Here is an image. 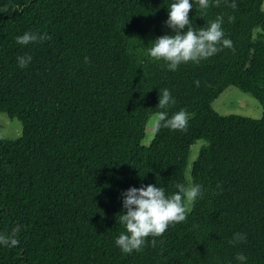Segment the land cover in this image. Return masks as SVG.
<instances>
[{
  "label": "trees",
  "instance_id": "1",
  "mask_svg": "<svg viewBox=\"0 0 264 264\" xmlns=\"http://www.w3.org/2000/svg\"><path fill=\"white\" fill-rule=\"evenodd\" d=\"M263 1L235 0L232 9L210 0L200 10L189 0L194 27L224 17L234 50L170 71L146 50L175 35L165 21L176 0H0V112L23 124L18 138L0 137V234L23 226L18 246L0 245V264H241L238 252L244 264H264V112L222 114L212 105L236 85L264 109ZM29 30L51 39L17 44ZM25 55L32 61L21 68ZM164 88L175 99L169 117L189 114L187 131L161 127L144 145ZM200 139L191 181L203 198L189 211L183 198L185 222L122 252L121 193L187 187ZM237 232L246 240L233 245Z\"/></svg>",
  "mask_w": 264,
  "mask_h": 264
},
{
  "label": "clouds",
  "instance_id": "2",
  "mask_svg": "<svg viewBox=\"0 0 264 264\" xmlns=\"http://www.w3.org/2000/svg\"><path fill=\"white\" fill-rule=\"evenodd\" d=\"M221 0H214L215 6L220 5ZM225 3L232 9L237 8L235 0L230 4ZM200 10H206L210 6V0H198ZM193 4L189 0H176L168 11V19L165 24L172 29L175 35H162L152 42V46L147 48L146 55L159 61L163 59L168 70L175 71L178 66L184 62L200 63L201 60L222 51L224 48L234 50L233 42L224 38L222 25L223 16H217L216 19L204 27H194L192 20L189 19V12ZM7 11V9H4ZM235 17L229 16L228 21L234 22ZM187 26V30H185ZM51 37L45 33L26 31L23 35L16 37L19 45L29 43L43 42L50 40ZM86 62L88 58H85ZM18 65L26 68L32 61V56L25 55L17 57ZM199 87V81L194 82ZM175 99L169 89L159 90V102L157 111L150 118V124L155 132L161 127L172 130L187 131V123L190 119L185 109L174 113L169 117L165 110L169 105L174 104ZM219 187V185H218ZM174 194L166 195L163 187H156L154 184L141 185L139 188L130 187L121 193L123 202V211L118 216V223L125 229L115 243L124 253H131L133 250L141 251L147 243L146 237H160L171 224L186 221V208L182 204V199L186 198L189 204L204 196L203 187L199 183H193L187 187L184 184H177ZM22 225L14 227L10 233L0 234V245L15 247L20 244L18 236ZM246 240V234L234 233L231 244L240 243ZM155 239L151 241L155 246ZM235 259L241 264L247 260V257L238 252Z\"/></svg>",
  "mask_w": 264,
  "mask_h": 264
},
{
  "label": "rangeland",
  "instance_id": "3",
  "mask_svg": "<svg viewBox=\"0 0 264 264\" xmlns=\"http://www.w3.org/2000/svg\"><path fill=\"white\" fill-rule=\"evenodd\" d=\"M264 8V1H263ZM213 107L222 114H243L253 117H261L264 109L257 98L251 93L244 92L236 85L228 86L212 103ZM155 114V113H154ZM152 114V115H154ZM23 124L22 121L16 117L9 116L6 112H0V137L7 139H16L22 135ZM155 136V131L152 129L150 121L146 135L142 140V144L150 145ZM207 141L204 139L198 140L191 148L188 167L186 175L189 179V185L192 184V166L194 160L197 158L200 149ZM188 185V186H189ZM186 200V208L189 211L192 208Z\"/></svg>",
  "mask_w": 264,
  "mask_h": 264
}]
</instances>
